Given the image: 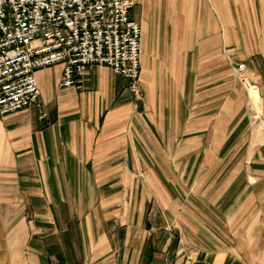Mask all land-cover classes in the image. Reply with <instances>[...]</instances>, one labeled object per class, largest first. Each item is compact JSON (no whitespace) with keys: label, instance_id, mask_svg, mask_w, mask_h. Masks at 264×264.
Segmentation results:
<instances>
[{"label":"crops","instance_id":"1","mask_svg":"<svg viewBox=\"0 0 264 264\" xmlns=\"http://www.w3.org/2000/svg\"><path fill=\"white\" fill-rule=\"evenodd\" d=\"M132 16L141 98L105 65L63 87L59 63L36 72L42 109L0 118V264L246 262L264 134L234 66L264 98V0H139Z\"/></svg>","mask_w":264,"mask_h":264},{"label":"built area","instance_id":"2","mask_svg":"<svg viewBox=\"0 0 264 264\" xmlns=\"http://www.w3.org/2000/svg\"><path fill=\"white\" fill-rule=\"evenodd\" d=\"M138 1L0 0V118L42 109L36 72L59 63L63 87L82 85L90 65H105L141 98L143 32L132 16ZM249 70L236 66L242 86L260 95Z\"/></svg>","mask_w":264,"mask_h":264},{"label":"rangeland","instance_id":"3","mask_svg":"<svg viewBox=\"0 0 264 264\" xmlns=\"http://www.w3.org/2000/svg\"><path fill=\"white\" fill-rule=\"evenodd\" d=\"M238 64H241V63L235 64L234 72H236V66ZM251 74H252L253 78L256 80V82L259 84L260 79L258 78V74L257 73L254 74L252 72H251ZM236 75H237V78L239 80L237 72H236ZM239 82H240V80H239ZM240 84H241V82H240ZM241 86H242V84H241ZM260 97H261V99H259V97L256 96L257 102H255L254 98L251 96V104L249 105V111L251 113L250 114L251 115L250 127H251L252 131L255 132V134H254L255 138L256 137L262 138L263 134H264V98H263V94L260 95ZM243 233H245V241H244L245 248H241V249H244L245 254L243 255V257L245 258L246 262L242 263V262L238 261V263L234 262L233 264H264V221L262 220V223L260 224V229H258V231H254V235H255L254 242L255 243H252L253 231L252 232L247 231V232H243ZM258 236H259V239L256 238ZM168 240H169V237L167 235L163 239V244L165 245V243H167ZM254 254L256 255L255 257L257 260L254 259ZM259 257H261L262 260H260Z\"/></svg>","mask_w":264,"mask_h":264},{"label":"bare ground","instance_id":"4","mask_svg":"<svg viewBox=\"0 0 264 264\" xmlns=\"http://www.w3.org/2000/svg\"><path fill=\"white\" fill-rule=\"evenodd\" d=\"M256 96L259 97L260 95H258L257 93H253V94H252V97L254 98L255 102H257V100H256V99H257Z\"/></svg>","mask_w":264,"mask_h":264}]
</instances>
